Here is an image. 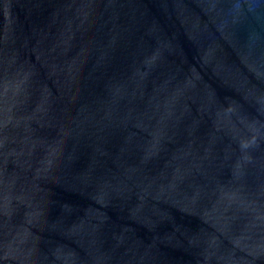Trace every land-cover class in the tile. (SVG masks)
I'll return each instance as SVG.
<instances>
[{
	"label": "water",
	"instance_id": "1",
	"mask_svg": "<svg viewBox=\"0 0 264 264\" xmlns=\"http://www.w3.org/2000/svg\"><path fill=\"white\" fill-rule=\"evenodd\" d=\"M0 264H264V0H0Z\"/></svg>",
	"mask_w": 264,
	"mask_h": 264
}]
</instances>
